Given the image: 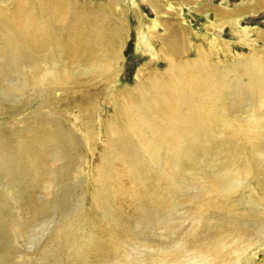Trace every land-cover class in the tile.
<instances>
[{"label":"bare ground","instance_id":"1","mask_svg":"<svg viewBox=\"0 0 264 264\" xmlns=\"http://www.w3.org/2000/svg\"><path fill=\"white\" fill-rule=\"evenodd\" d=\"M118 1L96 6L92 0H0V103L13 123L33 109L21 128H0V174L9 170L0 175V187H9L12 174L23 173L29 186L18 195L29 204L20 214L48 213L56 219L54 229L38 236L37 248L44 252L37 264H71L64 255V248L72 246L67 232L74 227L75 238L94 219L79 203L77 139L51 118L56 103L51 97L60 91L80 98L76 106L85 108L82 138L89 147L96 143V104L102 102L105 115L110 113L98 120L105 149L96 159V185L103 189L92 199L96 216L113 219L112 191L125 193L122 182L118 187L109 183L114 170L135 169L131 194L141 206L132 225H119L116 232L151 249L125 257L119 251L124 243L107 238L104 251H97L104 256L98 264H219L218 250L228 248L204 244L209 259L192 245L209 230L212 216L235 221V210L255 233L247 232L245 246L229 250L235 254L232 264H255L248 251L264 247V219L242 196L255 190L264 197V61L246 70L245 84L234 85L237 76L211 69L199 56L194 62L168 63L172 75L154 72L148 82L138 73L134 88L112 90L110 80L121 72L128 38L126 22L114 14ZM176 35L166 40V52L179 60L182 42ZM201 97L208 103L194 111L193 102ZM253 99L259 109L238 110L237 104ZM199 111L201 117L189 118ZM210 162L217 165L205 170ZM153 179L157 183L148 191ZM140 190L149 193L140 196ZM10 224L18 234L28 225ZM81 254L73 260L89 264Z\"/></svg>","mask_w":264,"mask_h":264},{"label":"rangeland","instance_id":"2","mask_svg":"<svg viewBox=\"0 0 264 264\" xmlns=\"http://www.w3.org/2000/svg\"><path fill=\"white\" fill-rule=\"evenodd\" d=\"M92 1L96 2V6L107 3V0ZM114 14L115 17L124 19L126 22L128 38L121 52V72L110 80L112 90L120 87L134 88L138 83L136 79L138 73L145 75L144 81L148 80V82L156 77L154 72H159L160 76H166L167 73L172 75L170 73L172 71L167 69L168 63L194 62L199 56L208 61L211 69H217L229 76H237V82L234 85L245 84L248 81L246 70L264 61V0H119ZM174 32L179 34L176 35L181 40L179 44L182 42L180 44L182 57L179 60L172 58L166 52L165 42L169 37L171 39L174 36ZM236 65V70L231 71ZM51 100L56 102L54 103V115L51 116L52 121L73 132L77 139L76 181L82 182L79 190V203L82 204V212L94 218L82 230L75 232V238H72L70 233L74 227L67 232L72 246L64 248V252L67 253L64 254L65 257H69L71 264H80L77 262L79 259L73 260V258L76 255L81 256V252L84 251L89 257L87 260L89 264H98L104 260V256L98 252H103L104 245L110 243V241L105 242L107 238L110 240L114 238L124 243L119 251L123 252L125 257H132L150 250V247L136 245L121 232H116L119 225H124V223L132 225L136 220L135 208L141 206L140 200L137 202L132 200V186L135 183L134 166L126 165L123 168L118 166L120 172L115 169L109 180L110 184H115L117 187L118 182H122L125 187V193L117 189L112 191L110 214L113 215V219L96 216L98 207L94 205L92 199L96 191L103 190H100L101 186L96 185L98 171L96 159L105 149L98 123L99 118H104L105 115L103 103L96 104L97 111L92 124L96 143L94 147H89L82 138L83 123L88 120L83 113L85 108L81 105L76 106L80 98L73 97L71 94L64 95L60 91L54 97L52 96ZM204 103L208 102L203 101L202 97L197 98L193 102V110H200ZM239 105L238 110L247 105L256 110L260 108V102L257 99L245 103L240 102L237 107ZM32 110L31 108L25 111L13 123L10 118L11 112L7 106L0 103V128L11 129L13 124L16 130L21 128V122L27 119ZM108 116L110 113L105 115V117ZM190 116L189 118L201 117L200 111L191 112ZM104 163L108 168V164L105 161ZM208 164L205 170L208 168L210 171L213 170V166L217 165L216 162ZM8 172L9 170H4L0 175L3 177ZM22 175L23 173L12 174L8 183L9 187L4 189L0 187V264H37L44 252V249L38 250L37 248L39 238L45 236L44 233L54 229L56 225V219L48 213L34 215L25 212L28 215L20 214V210H24L23 208L29 204L28 200L18 195L19 191L29 186L23 181ZM148 177L150 178L151 175L149 174ZM153 180L156 182L150 184L148 191H152L157 183V179ZM194 183L198 182L194 181ZM148 191L140 190L137 194L141 196L149 193ZM49 200L50 197H47V201ZM242 200L245 202L252 200L253 208L258 209L255 214L264 219L262 216L264 197L259 196L254 190L244 193ZM239 213V210L233 212L235 221L218 220L212 216L208 224L209 230L199 233L198 241L192 245V250L210 259L204 244L218 248L226 247L228 250H218L220 255H223L219 264H232L235 254H231L229 250L235 246H245L244 237L247 232L255 233L251 227H246L239 218ZM11 221L27 222L28 225L21 234H18L10 230ZM248 253L253 254L255 264H264L262 258L264 247L254 250L251 247Z\"/></svg>","mask_w":264,"mask_h":264}]
</instances>
